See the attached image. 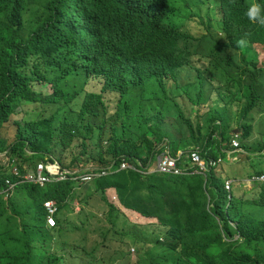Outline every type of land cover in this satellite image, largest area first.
<instances>
[{
    "label": "trees",
    "instance_id": "1",
    "mask_svg": "<svg viewBox=\"0 0 264 264\" xmlns=\"http://www.w3.org/2000/svg\"><path fill=\"white\" fill-rule=\"evenodd\" d=\"M252 2L264 5L188 0L185 12L180 0H0V133L16 131L0 136V151L9 149L20 170L14 175L0 160V186L22 181L12 196L0 195V264H264V184H232L228 208L220 184L222 173L264 174L247 165L252 153L264 157V124L255 128L264 119V27L244 15ZM196 19L216 25L225 42L224 53L203 51L214 58L204 77L190 71L194 37L179 28ZM91 83L102 84L89 95ZM26 104L40 114L18 115ZM235 133L239 161L205 177L122 171L77 192L72 180L40 186L22 176L46 157L67 167L145 164L163 146L182 149L183 158L190 143L217 158ZM47 199L59 208L52 228ZM74 200L80 223H69Z\"/></svg>",
    "mask_w": 264,
    "mask_h": 264
},
{
    "label": "clouds",
    "instance_id": "2",
    "mask_svg": "<svg viewBox=\"0 0 264 264\" xmlns=\"http://www.w3.org/2000/svg\"><path fill=\"white\" fill-rule=\"evenodd\" d=\"M188 0H180V8L186 12V9L189 10L188 6H186ZM214 9V8H211ZM215 10V9H214ZM213 10V11H214ZM203 13V12H202ZM201 13V15H202ZM244 15L247 17V19L256 25H259L260 27H264V5L257 3V2H252L248 5V7L245 10ZM210 18L215 19L217 17L216 11L213 13L211 12ZM203 21V19H202ZM196 22L197 25H196ZM201 20L196 19V21H193V23L198 26L199 28H202L201 33H193L190 31L187 27V23L182 21L180 24L179 28H181L183 31L188 32L191 34L194 38L191 39V48L195 47V54L192 58L191 61V66L189 67L190 71L194 76H198V71L197 68L202 71V77L207 75L209 72L207 71L206 67L211 61L214 59L212 57H209L207 55H204L203 51H209V50H216L218 53H224L225 51V44L223 34L222 32L217 29L216 25H213L212 28L207 29L205 25L200 24ZM186 25L184 26V24ZM249 44V41L246 37L241 38L237 41V46L240 48H246ZM163 56V54H157L154 57V60H157ZM102 83H91V86L94 87L95 89L90 88L88 91V94L90 95V92L97 91L99 90V87L101 86ZM37 86L39 90L43 89V84L37 83ZM176 93V91H172ZM177 94V93H176ZM28 105H33V104H26L23 107V113H19L18 115L24 117L25 120H31L37 117V115L40 114V106L38 104L35 107H32L30 109L26 108ZM32 109H36L35 111H32ZM7 130V131H6ZM184 133L183 131H180ZM16 131L11 127L8 128L6 127L2 133H0V136L7 137L9 136L10 138L14 139L15 138ZM177 134H175L176 136ZM188 138L189 140V135L187 132V136L182 135V140H186ZM234 141H237V145H234ZM192 146H186L183 147L184 149H187V153L183 158H181L182 155V149H178L174 153L170 150L169 147L163 146L161 150L155 155L154 158H148L145 164L142 163V161L139 158H136L135 160L130 161L127 158H122L118 161V164L115 163V161H110L107 166H102V165H97L91 162H86L85 164H78L74 167H67L61 163V161L58 159V157H54L52 159L46 157V160H41L37 162L35 170L28 171V168L26 166L25 174H23V178L34 184H38L40 186H45L48 183H53V182H60V181H66V180H72L76 182V185L74 186V191H80L82 190V186L87 183H91L95 179L99 178H106L110 177L117 172H132V173H139L144 176H152L155 179H160L162 176H179V175H201V176H206V172L209 171L210 169L215 170L218 172L219 168H223L224 164L228 163H237L239 161V156L238 152L242 151V148L240 147V140H239V134L235 133L231 137L230 140V148L225 150V155L224 156H218L217 158H212V157H203L200 152V148L198 145H195L193 143H190ZM196 153L199 161L202 162V167L198 164L197 161H194L192 159L191 154ZM73 153V152H72ZM60 153L57 152L55 156H58ZM258 152L252 153L253 158L248 161L250 165H253L257 170L262 169V168H257L256 165L254 164L253 160L254 158H262L264 157H259ZM14 155L9 149H5L0 151V160L1 163L8 167V169L17 176H20V170L19 166L16 164L17 158H15ZM50 157V155H47ZM163 156H167L171 162L168 164L169 170L163 171L159 169V163ZM71 158L69 156L67 159ZM181 160V163H180ZM65 161V160H64ZM43 164L44 168L42 170L39 169V165ZM48 167H52L54 169H58L59 171L55 170L54 172L58 173H51L48 170ZM217 169V170H216ZM60 171L64 172L66 171V177L64 179H60ZM38 174H42L43 176H46L49 178V180L45 181L43 184L36 180V179H30L29 175H33L35 177L38 176ZM87 176H90L89 179L85 178ZM220 184L223 185L224 189L227 190L226 194V203H224L225 208H228V206L231 204L232 199H233V193H231V187L232 184H241L242 188L244 187L243 180H248L250 182V187L244 189H251L252 186L254 185V181L261 182L264 184V174L258 175L254 169L253 173H251V176L245 177V178H240L237 177V173H235L232 176H227L225 173H222L220 175ZM7 185L2 187L0 186V195L4 196L5 198H8L12 196L15 192L16 186L21 184L22 181H11L10 178L6 179L5 182ZM131 188H134L135 185H131ZM124 190V189H123ZM121 192V191H120ZM106 193L109 194L110 198L114 203L118 201V195L115 193V190L113 186H110L106 189ZM97 195V194H96ZM46 202H53L54 206L56 207V210L53 214H51L46 206ZM44 207L47 211L46 219H47V226L48 227H55L57 225V219H56V214L59 210L58 208V203L54 199H47L44 202ZM82 209V205L79 201L74 200L73 202V213L72 215H77ZM123 209V208H122ZM49 216H52L55 220L54 224L49 223ZM145 218H141L140 220H144ZM239 237V235L237 236ZM130 249L134 252V248Z\"/></svg>",
    "mask_w": 264,
    "mask_h": 264
},
{
    "label": "built area",
    "instance_id": "3",
    "mask_svg": "<svg viewBox=\"0 0 264 264\" xmlns=\"http://www.w3.org/2000/svg\"><path fill=\"white\" fill-rule=\"evenodd\" d=\"M234 145H237V141H234ZM191 156H192V159H193L194 161H197L198 164L200 165V167H202L203 164H202V162L199 161V158H198L197 154L193 152V153L191 154ZM170 162H171V160H170L167 156H163V158L161 159V161H160V163H159V169H160V170H163V171H167V170H169V168H168V164H169ZM43 168H44V165H43V164H40V165H39V169L42 170ZM48 170H49L51 173H58V172H54L55 170L59 171L58 169H54V168H52V167H48ZM65 173H66V171H65ZM65 173L60 171V177H59V178H60V179H64V178L66 177V174H65ZM29 178H30V179H36V180L40 181L42 184H43L45 181L49 180L48 177L43 176L42 174H38L37 177H35V176H33V175H29ZM85 178L89 179L90 176H87V177H85ZM46 206H47V208H48V210H49V212H50L51 214H53V213L55 212L56 207L54 206V203H53V202H46ZM49 223H50V224H54V223H55V220H54V218H53L52 216H49Z\"/></svg>",
    "mask_w": 264,
    "mask_h": 264
},
{
    "label": "rangeland",
    "instance_id": "4",
    "mask_svg": "<svg viewBox=\"0 0 264 264\" xmlns=\"http://www.w3.org/2000/svg\"><path fill=\"white\" fill-rule=\"evenodd\" d=\"M187 23V22H186ZM186 23L184 24V26L186 25ZM197 23L198 22H196V25H197ZM194 23H190V24H188L187 25V27H188V29L190 30V31H192L193 33H201V31H202V28H199L198 26H196ZM36 105H28L26 108H28V109H30V108H32V107H35ZM36 109H32V111H35ZM261 115H264V113H262ZM256 123H263L264 124V119H263V117H260L257 121H255V128H256ZM177 129V128H176ZM184 136H187V131L185 130L184 131ZM171 135H175V132H171ZM258 138V137H257ZM252 140H256V138H253ZM249 143H251L250 142V139H249ZM187 146V145H186ZM185 146V147H186ZM189 146H192L191 144H189ZM71 154L72 153H70L69 151L66 153V156H71ZM65 156V157H66ZM65 161L67 162V159H65ZM244 162H247V161H244ZM253 162H254V164L256 165V167L257 168H262V169H264V159H262V158H254V160H253ZM247 165H249V169L250 170H252V165H250V164H247ZM250 173H253V171H251ZM250 173H248V175L250 174ZM243 183H244V187L245 188H249L250 187V182L248 181V180H243ZM243 187V188H244ZM80 223V220H78L77 219V216H72V219L69 221V223ZM87 235H90V231H88V233H87ZM95 237L96 236H90V238L91 239H95ZM129 253L130 254H133V251L130 249L129 250ZM129 261H130V259H129Z\"/></svg>",
    "mask_w": 264,
    "mask_h": 264
}]
</instances>
